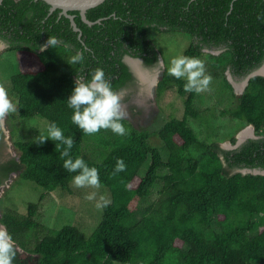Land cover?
<instances>
[{"label":"trees","instance_id":"16d2710c","mask_svg":"<svg viewBox=\"0 0 264 264\" xmlns=\"http://www.w3.org/2000/svg\"><path fill=\"white\" fill-rule=\"evenodd\" d=\"M71 14L80 37L70 19L60 9L51 12L43 0H2L0 41L6 51L29 52L42 64L38 71L18 70L11 76L18 116H41L72 137L73 159L81 157L98 169L111 200L88 236L74 225L53 229L39 224V203H29L27 214L8 208L0 227L16 241L13 264H264V175L241 172L264 169V76L250 79L237 108L221 110V116L235 117L238 125H253L258 136L235 149H224L212 136L204 141L198 137L189 123L190 117L201 119L197 93L185 92L186 80L167 72L158 82L157 95L176 89L184 113L154 131L123 120L127 136L110 130L86 136L72 123L73 110L67 106L76 76L90 79L93 69L102 68L113 90L125 93L122 101L134 110L129 92L137 91L139 83L126 57L142 59L147 67L160 66L161 52L149 36L152 29L189 34L192 42L184 54L203 58L212 82L229 88L227 66L244 78L264 60V48L252 59L241 42L251 37L252 43L264 45V22L257 20L264 14V0H106L87 11L89 20L101 19L93 25L83 22L79 11ZM49 36L61 43L40 51ZM225 45L227 50L219 55L205 52ZM77 52H83L84 60L71 64ZM237 54L236 69L232 57ZM55 143L17 141L16 157L0 128V187L18 173L46 192H70L77 173L63 168ZM118 159L126 170L113 175ZM159 181L158 198L133 208L132 202L150 197Z\"/></svg>","mask_w":264,"mask_h":264},{"label":"rangeland","instance_id":"374dc122","mask_svg":"<svg viewBox=\"0 0 264 264\" xmlns=\"http://www.w3.org/2000/svg\"><path fill=\"white\" fill-rule=\"evenodd\" d=\"M149 36L161 52V64L156 68L147 67L142 62L137 64L138 66H136L134 72L139 83L138 89L137 91L129 92V94H132L129 96H132L130 97L131 106L134 110L129 108L123 101L122 104L128 114L126 121L139 129L154 131L171 118H181L183 116V98L178 95L177 90L171 89L158 96L156 88L158 82L167 72L171 59L180 55L186 56L184 53L191 44L192 37L189 34L179 32L160 33L154 29L149 31ZM198 59L202 60L205 65L203 58ZM41 68L42 64L35 55L25 51L8 52L5 50L4 44L0 43V79L7 90L9 98L16 105L17 99L12 89L11 76L17 73L18 70L35 72ZM213 82L218 81L214 80ZM216 99L217 96L213 89L197 93L195 106L201 112V119L190 117L189 123L201 140L211 139L212 136L213 140L218 141L223 146H228L231 143L230 137L232 135L238 136V138L243 132L244 135H256V133L251 131L252 128L249 129L248 126L238 125V122L230 117L221 116L219 111L222 106H217ZM209 108L213 110V116L210 111H207ZM47 127L48 121L41 116L32 119H21L18 116V110L8 115L3 129L8 141L9 152L16 157L19 156V150L15 143L21 140L36 139L40 133L47 135ZM151 140L159 147L162 145L155 137H152ZM200 152H202V149H200ZM160 188L161 182L159 181L150 197L145 199L136 198L132 202V207L141 208L149 205L158 198ZM71 191L59 189L53 192H46L33 181L23 179L18 173L13 174L0 187V217L8 208L27 214L29 203H39L35 217L39 224L53 229L74 225L88 236L99 224L102 208L96 207L97 201L95 200L91 202L85 200V195L92 191H97V200H99L101 195L111 200V192L104 186L99 190L91 188L78 189L72 186ZM41 195L44 196L42 200H40Z\"/></svg>","mask_w":264,"mask_h":264},{"label":"clouds","instance_id":"9594fccd","mask_svg":"<svg viewBox=\"0 0 264 264\" xmlns=\"http://www.w3.org/2000/svg\"><path fill=\"white\" fill-rule=\"evenodd\" d=\"M257 20L264 22V14L257 15ZM60 43L56 37L49 36L46 43L40 46V51H45L49 47L55 49ZM83 60V52H77L70 58L71 64L80 63ZM167 73L175 79L186 80L185 92L211 91L212 76L207 73L204 62L196 57L180 55L171 59ZM89 75L90 79H86L83 75L76 76L74 89L67 99L68 108L73 110L72 123L86 136L98 134L101 130H110L121 137L129 135L122 123L128 115L122 104V93L113 90L102 68L93 69ZM15 112H17V105L9 98L3 84H0V128L3 127L7 116ZM47 140L57 142L55 151H59L60 158L64 160L63 168L68 173H77L72 177L71 186L95 190L102 187L98 169L89 167L81 157L73 159L71 149L74 146V139L70 136L65 137L62 129L55 122L48 125L47 135L40 133L36 138L39 144ZM125 170L124 161L118 159L113 175ZM97 195V191H92L84 198L90 202L97 201V208H106L110 200L103 195L97 200ZM17 252L16 241L12 235L5 227H0V264H13Z\"/></svg>","mask_w":264,"mask_h":264},{"label":"flooded vegetation","instance_id":"af4514ba","mask_svg":"<svg viewBox=\"0 0 264 264\" xmlns=\"http://www.w3.org/2000/svg\"><path fill=\"white\" fill-rule=\"evenodd\" d=\"M72 26V25H71ZM242 42V47L245 49V51L247 52V55L249 58L255 57L256 54L259 53V51L261 49L264 48L263 43H258V44H254L251 42V37H244V40H241ZM0 43H3L2 41H0ZM4 44V47L6 49V44ZM227 46H210L207 47L205 49V52H207L208 54H214V55H219L222 52H225L227 49ZM233 59H236V64L234 65L235 68L237 69L238 66V54L236 56L232 57ZM126 60L128 61L127 57ZM232 61V59H231ZM129 62V61H128ZM129 64L131 65L132 69L135 71L136 66L138 65H134L132 63L129 62ZM258 72L259 74L256 76H264V60L263 62L256 67L255 69H253L251 72H249L244 78H239L238 75H236V73H234L231 69L230 66H227V68L224 71V75L226 76L229 84L231 85L229 88L226 86L224 87L222 84H220L219 82H212L211 83V89L214 90V93L217 96V106H222V109H220L219 114L221 115V110L225 109V108H230V109H235L238 107V101H240V98L242 96V94L245 91L246 86L248 85L249 81L246 80L248 78L249 75H251L252 73ZM255 77V76H253ZM252 77V78H253ZM123 96H125V93L123 94ZM208 111H210V113L214 114L213 110H211V108L208 109ZM231 119H233L234 121L238 122V119H236L235 117H230ZM255 133V131H254ZM235 142L229 143V145L227 146H223L221 144V147H223L224 149H235L238 148V146H240L242 143H244L248 138H257V135H246L244 138V141H242L241 143H238L239 138L238 136H235ZM234 143V144H233Z\"/></svg>","mask_w":264,"mask_h":264},{"label":"water","instance_id":"95a60500","mask_svg":"<svg viewBox=\"0 0 264 264\" xmlns=\"http://www.w3.org/2000/svg\"><path fill=\"white\" fill-rule=\"evenodd\" d=\"M46 3L50 5V11L53 12L56 9H60V14L65 15L70 19L71 25L74 29V31L79 32V37L81 36V29L78 27L76 21H75V15L71 14V11H79L81 19L83 22L87 23L88 25H93L96 22H100L101 19H98L97 21H91L87 18L86 13L89 9L94 8L100 4H102L106 0H43ZM2 0H0V3ZM128 61L134 65L140 64L142 62V59L139 58H131L127 57ZM258 72L252 73L248 76L247 81H249L250 78L253 76L258 75ZM250 129L252 128V131H254V126L250 125ZM246 135H243V137L238 141V143H241L244 141ZM241 172L243 173H253V174H263L264 175V169L261 168H244L241 169Z\"/></svg>","mask_w":264,"mask_h":264},{"label":"bare ground","instance_id":"6f19581e","mask_svg":"<svg viewBox=\"0 0 264 264\" xmlns=\"http://www.w3.org/2000/svg\"><path fill=\"white\" fill-rule=\"evenodd\" d=\"M143 74H144V73H143ZM143 74H142V76H143ZM142 78H143V77H142ZM249 129H250V128H249ZM251 131H252V130H251ZM243 133H244V132H243ZM243 133L240 134L241 136L239 137V140L243 137V135H244ZM245 134H246V133H245Z\"/></svg>","mask_w":264,"mask_h":264}]
</instances>
